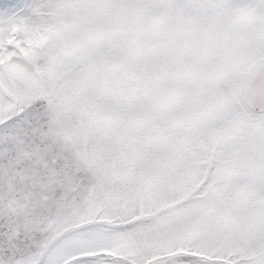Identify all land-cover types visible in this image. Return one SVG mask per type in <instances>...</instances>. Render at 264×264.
I'll return each mask as SVG.
<instances>
[{
	"label": "snow or ice",
	"instance_id": "6c2138e0",
	"mask_svg": "<svg viewBox=\"0 0 264 264\" xmlns=\"http://www.w3.org/2000/svg\"><path fill=\"white\" fill-rule=\"evenodd\" d=\"M0 264H264V0L0 12Z\"/></svg>",
	"mask_w": 264,
	"mask_h": 264
},
{
	"label": "rangeland",
	"instance_id": "374dc122",
	"mask_svg": "<svg viewBox=\"0 0 264 264\" xmlns=\"http://www.w3.org/2000/svg\"><path fill=\"white\" fill-rule=\"evenodd\" d=\"M26 3V0H0V12H4L11 8L15 11L17 8L22 7Z\"/></svg>",
	"mask_w": 264,
	"mask_h": 264
}]
</instances>
